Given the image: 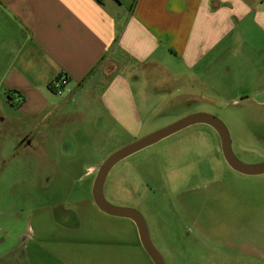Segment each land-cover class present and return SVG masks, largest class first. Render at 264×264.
Here are the masks:
<instances>
[{"label": "crops", "instance_id": "crops-1", "mask_svg": "<svg viewBox=\"0 0 264 264\" xmlns=\"http://www.w3.org/2000/svg\"><path fill=\"white\" fill-rule=\"evenodd\" d=\"M134 2L0 0V140L48 156L67 138L79 150V134L137 141L155 132L143 135L156 109L136 87H226L236 64L264 70V0ZM61 76L70 92L60 97L50 85ZM70 202L57 214L31 197L1 199L15 207L0 211V264H155L135 223L100 211L91 189Z\"/></svg>", "mask_w": 264, "mask_h": 264}, {"label": "rangeland", "instance_id": "rangeland-1", "mask_svg": "<svg viewBox=\"0 0 264 264\" xmlns=\"http://www.w3.org/2000/svg\"><path fill=\"white\" fill-rule=\"evenodd\" d=\"M234 74L226 87H199L181 79L173 87H136L156 109L143 135L191 114H209L228 128L239 160L264 162V70L255 73L236 64ZM253 74L260 87H240L241 78L251 83ZM18 106L4 104V110L14 116ZM102 134L91 141L79 134V150L65 136L55 141L61 149L51 156L42 148L16 147L13 135L0 140V200L20 199L18 206H23L31 197L59 214L62 206L92 191L97 173L89 176L90 167H100L135 142ZM104 195L110 204L143 215L166 264H264V175L232 170L218 134L208 125L191 126L119 162ZM11 207L0 203L1 212ZM132 256L139 260L133 249Z\"/></svg>", "mask_w": 264, "mask_h": 264}, {"label": "water", "instance_id": "water-1", "mask_svg": "<svg viewBox=\"0 0 264 264\" xmlns=\"http://www.w3.org/2000/svg\"><path fill=\"white\" fill-rule=\"evenodd\" d=\"M199 124L208 125L216 131L221 141L223 157L232 170L245 176L264 175V162L256 165H249L238 159L232 148L229 130L219 118L209 114H191L113 153L99 167L94 181L92 197L97 208L107 215L133 221L138 229L143 248L155 264L166 263L152 241L147 221L143 215L135 209L110 204L104 195L105 183L111 170L119 162L191 126Z\"/></svg>", "mask_w": 264, "mask_h": 264}, {"label": "built area", "instance_id": "built-area-1", "mask_svg": "<svg viewBox=\"0 0 264 264\" xmlns=\"http://www.w3.org/2000/svg\"><path fill=\"white\" fill-rule=\"evenodd\" d=\"M67 84H68V78L66 76H61L55 79L51 83L50 87L55 94L62 96L65 92H70L69 89H66ZM11 103L13 105H20L22 103V99L19 96H14L13 99H11Z\"/></svg>", "mask_w": 264, "mask_h": 264}, {"label": "trees", "instance_id": "trees-1", "mask_svg": "<svg viewBox=\"0 0 264 264\" xmlns=\"http://www.w3.org/2000/svg\"><path fill=\"white\" fill-rule=\"evenodd\" d=\"M96 1L99 2V3H103L104 2V0H96ZM136 2H137V0H135L134 5H135Z\"/></svg>", "mask_w": 264, "mask_h": 264}]
</instances>
